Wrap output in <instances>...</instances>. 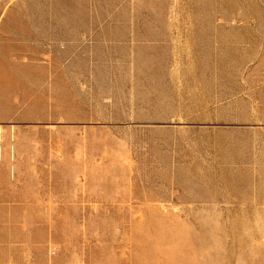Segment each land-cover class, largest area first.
I'll use <instances>...</instances> for the list:
<instances>
[{"label": "rangeland", "instance_id": "obj_1", "mask_svg": "<svg viewBox=\"0 0 264 264\" xmlns=\"http://www.w3.org/2000/svg\"><path fill=\"white\" fill-rule=\"evenodd\" d=\"M263 127L264 0H0V156L80 151L76 180L131 182L158 206L169 185L222 180V144L237 157ZM233 168L224 180H250ZM221 226L134 222V264H196L192 238Z\"/></svg>", "mask_w": 264, "mask_h": 264}, {"label": "crops", "instance_id": "obj_2", "mask_svg": "<svg viewBox=\"0 0 264 264\" xmlns=\"http://www.w3.org/2000/svg\"><path fill=\"white\" fill-rule=\"evenodd\" d=\"M242 125L231 130L241 134ZM262 132L264 127L255 129V133ZM238 137L237 157L231 153L232 141L222 144V180L191 182L187 187L169 185L159 194L158 206L149 204L155 199L148 193L135 192L144 187L131 182L106 188L101 182L76 180L75 173L80 175L87 157L80 151H63L62 155L2 151L0 264H101L105 241L110 264H134V222L154 220L222 223L220 231L198 232L192 238L189 245L196 264H212L219 253L221 264H264V136ZM241 149L248 150L245 156L241 157ZM59 157L61 161L54 164ZM59 163L63 174L57 187L53 169ZM241 165L246 166L250 180H224L227 167L233 166L237 170L233 173L239 174ZM56 188L62 192L41 194V189ZM147 241H142L141 253ZM181 245L179 239L163 242L165 248H175L167 249L174 259Z\"/></svg>", "mask_w": 264, "mask_h": 264}]
</instances>
